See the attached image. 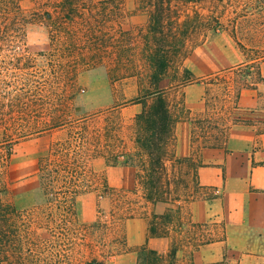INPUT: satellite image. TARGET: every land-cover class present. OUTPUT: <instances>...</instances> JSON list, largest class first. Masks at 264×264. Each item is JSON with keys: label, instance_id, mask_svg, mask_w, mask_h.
<instances>
[{"label": "rangeland", "instance_id": "rangeland-1", "mask_svg": "<svg viewBox=\"0 0 264 264\" xmlns=\"http://www.w3.org/2000/svg\"><path fill=\"white\" fill-rule=\"evenodd\" d=\"M65 1L0 0V105L15 108L14 124L0 125V203L42 232L45 225L62 227L67 195L77 226L73 263L131 264L123 258L137 252L127 225L153 211L137 183L138 168L124 163L136 151L134 118L141 108L134 101L151 73L149 27L133 18L140 12L136 0H75L76 10H65ZM225 3L217 33L213 22L212 29L186 38L188 65L195 60L200 74L213 72L204 92L192 94L193 112L184 115L199 147L224 143L245 78L255 83L264 107L263 19L252 3L235 26L233 11L241 9V0ZM180 10L182 19L211 15L206 6ZM244 63L253 66L250 75L238 70ZM180 91L174 95L178 104L185 101ZM47 159L62 164V194L43 183L40 166ZM168 168L175 198L185 204L201 198L194 194L191 159L170 161ZM74 190L76 195L64 194Z\"/></svg>", "mask_w": 264, "mask_h": 264}, {"label": "trees", "instance_id": "trees-1", "mask_svg": "<svg viewBox=\"0 0 264 264\" xmlns=\"http://www.w3.org/2000/svg\"><path fill=\"white\" fill-rule=\"evenodd\" d=\"M71 1H65V10H76L75 0L73 3ZM252 3L255 5L252 8L254 15L264 22V0H241L237 5L241 9L233 11L236 14L235 26L242 22L241 18L248 16L247 6ZM144 4L150 15L147 36L152 40L145 39V48L150 49L148 58L151 73L147 87L142 89L143 95L134 101L142 106L141 112L134 118L136 151L133 155L127 154L128 159L124 163L138 168L137 183L143 190L145 201L153 206L150 213L149 239L170 238L171 241L167 254L151 248L148 243L137 247V264H181L178 253L183 246H191L194 251L212 242L213 238L204 235L206 225L192 224L183 219L185 203L173 196L172 184L175 176L169 171L168 163L182 160L176 158L175 154V129L178 122L189 118L184 115H189L190 112L185 102L178 104L174 100V95L196 81L193 73L184 66L185 60L190 56L186 38L193 33L210 29L213 22L217 24L213 29L217 33L218 26L221 25L219 14L227 10V4L225 0H145ZM198 6H206L211 15L203 17L195 12L194 15H185L182 19V7ZM214 16L216 19H213ZM173 35L182 39L171 38L169 41L168 38ZM252 67L244 63L238 70H248L247 74L250 75ZM259 76L263 80L261 73ZM255 86V83H249L245 78L238 85L237 98L243 89H256ZM14 112L13 106L0 105V125L14 124L11 122ZM7 126L11 127L12 124ZM121 158L122 153L117 157L118 162ZM61 166L60 163L55 165L50 159L43 160L40 166L47 190L59 194L63 190L60 183ZM195 177L194 168V194L200 195V187L196 184ZM76 193L74 190L64 194ZM64 199L66 204L62 227L45 225L42 232L32 229L16 209L0 203V264H74L70 247L74 242L73 234L77 230V226L73 225L76 215L73 200L67 195ZM159 207L164 208V211L159 212ZM87 264L104 262L93 259Z\"/></svg>", "mask_w": 264, "mask_h": 264}, {"label": "crops", "instance_id": "crops-1", "mask_svg": "<svg viewBox=\"0 0 264 264\" xmlns=\"http://www.w3.org/2000/svg\"><path fill=\"white\" fill-rule=\"evenodd\" d=\"M144 1L133 3V7L140 9L133 18H141L149 26L150 15ZM188 63L189 58L185 65L196 81L180 92L185 96L184 104L193 112L192 94L204 92L201 86L213 72L200 74L197 61ZM136 106L141 108L140 113L142 106ZM233 118L236 121L227 129L226 139L220 145L199 147L191 118L176 126V158L192 159L201 191V198L184 205L183 219L206 225L204 235L213 238L194 251L191 246H183L178 253L181 264H264V107L257 89L241 91ZM150 213L127 225L129 244L137 248L148 243L167 254L170 238L149 239ZM123 258L137 264L138 255L129 251Z\"/></svg>", "mask_w": 264, "mask_h": 264}]
</instances>
